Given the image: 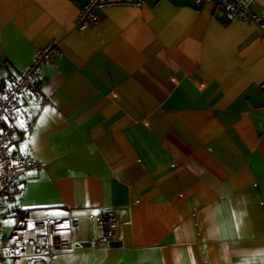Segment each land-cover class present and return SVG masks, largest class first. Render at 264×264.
<instances>
[{
  "label": "crops",
  "instance_id": "1",
  "mask_svg": "<svg viewBox=\"0 0 264 264\" xmlns=\"http://www.w3.org/2000/svg\"><path fill=\"white\" fill-rule=\"evenodd\" d=\"M87 1L0 0V85L57 42L5 120L10 148L41 167L6 202L2 237L70 216L55 264H264L259 28L210 1L149 0L78 31ZM104 210L119 234L96 248L91 215Z\"/></svg>",
  "mask_w": 264,
  "mask_h": 264
},
{
  "label": "built area",
  "instance_id": "2",
  "mask_svg": "<svg viewBox=\"0 0 264 264\" xmlns=\"http://www.w3.org/2000/svg\"><path fill=\"white\" fill-rule=\"evenodd\" d=\"M149 0H88L86 6L79 12L75 29L88 28L98 22L97 10L113 6L141 7ZM203 1H210L221 7L233 18L256 25L259 28V38L264 42V11L254 13L248 3L243 0H191L193 6ZM57 42L50 40L43 47L37 48L30 63L13 78L0 85V262L19 261L24 264H55V257L71 249L70 233L77 225L74 217L58 219L33 220V230L28 231L26 219L18 220L12 230L2 237L5 204L19 192L20 180L28 171L39 169L38 159L10 148L11 133L1 124L13 114L14 106L19 96L24 92L37 93L40 68L55 61ZM264 92V79L258 86ZM264 111V106L260 108ZM92 222L100 229V233L92 238L96 248L113 246L119 234L115 212L104 210L91 215Z\"/></svg>",
  "mask_w": 264,
  "mask_h": 264
},
{
  "label": "trees",
  "instance_id": "3",
  "mask_svg": "<svg viewBox=\"0 0 264 264\" xmlns=\"http://www.w3.org/2000/svg\"><path fill=\"white\" fill-rule=\"evenodd\" d=\"M1 126H2L4 129H7V130H8V127H7L6 123H5V121L1 124Z\"/></svg>",
  "mask_w": 264,
  "mask_h": 264
}]
</instances>
